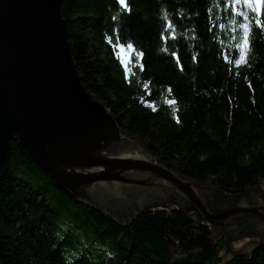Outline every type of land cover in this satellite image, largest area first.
I'll list each match as a JSON object with an SVG mask.
<instances>
[{"label": "trees", "instance_id": "16d2710c", "mask_svg": "<svg viewBox=\"0 0 264 264\" xmlns=\"http://www.w3.org/2000/svg\"><path fill=\"white\" fill-rule=\"evenodd\" d=\"M126 4L62 0L84 90L125 137L183 181L229 196L258 191L264 31L252 30L249 59L236 66L243 21L226 0ZM117 35L143 54L127 71L110 43ZM192 212L155 207L120 227L58 189L11 141L0 167V264H264V246L223 262V242Z\"/></svg>", "mask_w": 264, "mask_h": 264}, {"label": "water", "instance_id": "95a60500", "mask_svg": "<svg viewBox=\"0 0 264 264\" xmlns=\"http://www.w3.org/2000/svg\"><path fill=\"white\" fill-rule=\"evenodd\" d=\"M61 3L0 0V167L16 141L58 189L119 226L175 206L229 246V226L248 216L264 224V208L237 206L254 189L229 196L183 181L122 134L80 83Z\"/></svg>", "mask_w": 264, "mask_h": 264}, {"label": "snow or ice", "instance_id": "6c2138e0", "mask_svg": "<svg viewBox=\"0 0 264 264\" xmlns=\"http://www.w3.org/2000/svg\"><path fill=\"white\" fill-rule=\"evenodd\" d=\"M120 4L127 7L126 0H119ZM230 14L240 16L242 23L240 27L243 30V36L237 41L238 57L233 60L236 66L246 64L251 50L250 36L254 28L264 31V0H226ZM113 51L117 53V59L120 60L126 68L135 62L136 59H142V53H138L135 46L131 43L122 42L117 35L114 40ZM123 54V55H122ZM142 67V66H141Z\"/></svg>", "mask_w": 264, "mask_h": 264}, {"label": "rangeland", "instance_id": "374dc122", "mask_svg": "<svg viewBox=\"0 0 264 264\" xmlns=\"http://www.w3.org/2000/svg\"><path fill=\"white\" fill-rule=\"evenodd\" d=\"M237 206L264 208V183L259 185L258 191H253L246 201L241 200ZM228 230L237 232L234 236L237 240L232 243L230 242L229 246L221 251V258L223 262L231 260V258L237 254L250 255L257 247L264 246V224L261 223L258 218L250 216L244 217L239 225H231L228 227ZM240 230L242 232H240ZM215 234L217 238L221 239L220 241H222L223 244L227 242L226 239L218 235V232Z\"/></svg>", "mask_w": 264, "mask_h": 264}, {"label": "bare ground", "instance_id": "6f19581e", "mask_svg": "<svg viewBox=\"0 0 264 264\" xmlns=\"http://www.w3.org/2000/svg\"><path fill=\"white\" fill-rule=\"evenodd\" d=\"M193 218L195 219L196 216L194 215ZM134 220H135V219H134ZM134 220H133V221H134ZM133 221H132V222H133ZM132 222H131V223H132ZM131 223H130V224H131ZM199 223H200V224H204L207 228H209V230L212 231V229L210 228L209 225L205 224L204 222H199ZM130 224H129V225H130ZM129 225H127V226H120V227H124V228H125V227H128ZM118 226H119V225H118ZM217 230H219V229H217ZM240 232H242V231L240 230ZM263 235H264V234H263ZM220 240H221V239H220ZM221 242H222V241H221ZM226 247H227V246H226L225 243H224V244H223V249L226 248ZM237 255H238V254H237Z\"/></svg>", "mask_w": 264, "mask_h": 264}]
</instances>
